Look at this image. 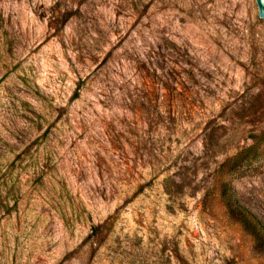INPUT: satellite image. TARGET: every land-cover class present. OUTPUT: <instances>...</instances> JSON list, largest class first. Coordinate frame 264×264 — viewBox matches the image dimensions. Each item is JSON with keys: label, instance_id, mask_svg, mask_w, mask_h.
<instances>
[{"label": "rangeland", "instance_id": "374dc122", "mask_svg": "<svg viewBox=\"0 0 264 264\" xmlns=\"http://www.w3.org/2000/svg\"><path fill=\"white\" fill-rule=\"evenodd\" d=\"M225 189L264 225L256 0H0V264H264Z\"/></svg>", "mask_w": 264, "mask_h": 264}, {"label": "trees", "instance_id": "16d2710c", "mask_svg": "<svg viewBox=\"0 0 264 264\" xmlns=\"http://www.w3.org/2000/svg\"><path fill=\"white\" fill-rule=\"evenodd\" d=\"M248 159V158H247ZM225 204L228 208L235 209L239 215V220L251 231L253 236L261 242V248L264 249V225L256 217H254L244 206L238 204L234 198L232 190H224L222 194ZM6 214H9L11 209L9 206H3Z\"/></svg>", "mask_w": 264, "mask_h": 264}, {"label": "water", "instance_id": "95a60500", "mask_svg": "<svg viewBox=\"0 0 264 264\" xmlns=\"http://www.w3.org/2000/svg\"><path fill=\"white\" fill-rule=\"evenodd\" d=\"M256 4L259 10V18L264 19V0H256Z\"/></svg>", "mask_w": 264, "mask_h": 264}]
</instances>
